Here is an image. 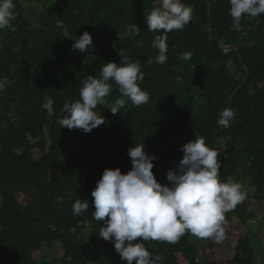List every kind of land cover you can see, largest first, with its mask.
Instances as JSON below:
<instances>
[{"label":"trees","instance_id":"1","mask_svg":"<svg viewBox=\"0 0 264 264\" xmlns=\"http://www.w3.org/2000/svg\"><path fill=\"white\" fill-rule=\"evenodd\" d=\"M14 2L13 28L0 30V78L11 82L0 92V264H48L35 255L55 243L65 253L61 264H126L113 243L99 236L103 221L92 217L91 191L105 168L126 173L127 150L141 143L156 156L155 178L167 184L166 172L176 170L183 156L180 147L203 137L218 153L220 182L248 181L264 201V14L243 17L236 31L229 0H183L193 8L192 20L167 33L168 60L161 65L151 47L159 33L144 22L160 0ZM132 23L139 35L127 30ZM85 31L93 46L81 53L72 40ZM225 46H233L231 53L223 52ZM186 51L192 53L189 61L179 58ZM121 52L141 66L139 86L148 103L135 106L124 98L115 115L98 106L105 123L90 133L60 127L61 108L79 99L86 75L99 77L105 63L119 64ZM46 98L54 101L52 118L42 107ZM108 98H122L114 82ZM225 108L236 112L228 127L217 123ZM75 198L89 201L80 216L72 212ZM246 203L249 195L228 211L221 243L200 239L209 250L205 263L193 245L199 237L190 231L174 243L141 242L162 255L163 264H257L251 238L230 221L235 215L245 222L253 214ZM83 229L96 235L83 239Z\"/></svg>","mask_w":264,"mask_h":264},{"label":"clouds","instance_id":"2","mask_svg":"<svg viewBox=\"0 0 264 264\" xmlns=\"http://www.w3.org/2000/svg\"><path fill=\"white\" fill-rule=\"evenodd\" d=\"M229 5L232 28L236 31L242 30L243 17L256 18L259 14H264V0H229ZM15 8L14 0H0V30L13 28ZM192 14V6L185 4L183 0H160L145 14L147 30L159 33L151 41V47L158 51L156 63L162 65L168 60L167 33L183 30L192 20ZM127 30L134 35L140 34L139 28L133 23ZM129 32H125L126 35ZM140 44L142 46V41ZM92 46V37L87 31L72 40V47L81 53H86ZM232 48L233 46H225L223 52L229 54ZM118 55L119 64L105 63L101 66L99 77L86 75L79 90V99L63 104L60 127L90 133L105 123V117L97 111L98 106H103L115 115L126 104L124 98L135 106L148 103L149 94L139 86V82L144 80L141 66L123 52ZM191 57L192 53L186 51L179 58L189 61ZM112 82L118 86L122 97L114 101L108 98ZM10 83L7 78H0V92ZM53 104L51 98H46L42 104L49 118L54 115ZM235 113L234 109H223L218 125L228 127L230 121L234 122ZM179 150L183 156L176 170L166 172L167 184H161L155 178L152 169L156 156L147 153L141 143L127 150L131 168L126 173H122L119 168H105L91 191L94 206L92 217L96 221H103L99 236L113 243L115 252L126 264H163L164 257L150 252L141 241L174 243L186 231L199 237H195L196 242L193 243L198 249L201 238H213L217 244L221 243L224 239L222 225L228 211L246 197L241 184L220 182L218 153L206 145L203 137L192 139ZM56 201L62 202L63 197H56ZM247 206L252 208L250 204ZM88 210L87 199L75 198L72 204L75 216ZM234 218L236 224H245L246 221L255 224V221H251V216L243 222L232 215L231 223ZM249 237L256 263L264 264V240L259 245L254 237ZM98 245L103 248L101 239ZM202 248L206 253H200L199 250V263H205L209 256V250L203 246Z\"/></svg>","mask_w":264,"mask_h":264},{"label":"rangeland","instance_id":"3","mask_svg":"<svg viewBox=\"0 0 264 264\" xmlns=\"http://www.w3.org/2000/svg\"><path fill=\"white\" fill-rule=\"evenodd\" d=\"M126 38V35H124ZM121 44V40L118 39H114L112 41V46L114 47H118ZM233 76H235L237 79H239V75L236 72L232 73ZM73 143H79V140H75ZM39 153L37 152V155ZM239 184L242 185V189L244 191H246V195H249V204L251 205V207H255V209L253 210V214L251 215V221H255V224H251L249 221H246L245 224H236V218H234L232 220V224L235 226L236 230L240 232L241 235L243 236H250L252 234H256V236L258 237L256 242L259 243V245H261V242L264 240V226L260 225L264 224V201L262 199V197H256V191L255 189H253L254 187L250 184V182L248 181H243V182H239ZM256 209H260L262 212L260 214L256 213ZM260 220H262L260 222ZM251 226H256V228H252ZM87 227H90V224H87ZM81 237L83 239H88V233L90 234H95L93 231L89 230V229H83L81 230ZM199 250L200 253H202L203 248L199 246ZM65 253L63 251V248L59 245V243H55V248L53 249H48L46 251H43V253H37V255H35V259L37 261H39V263H41L42 261L48 262V264H61L63 257H64ZM225 256H227V254H225Z\"/></svg>","mask_w":264,"mask_h":264}]
</instances>
